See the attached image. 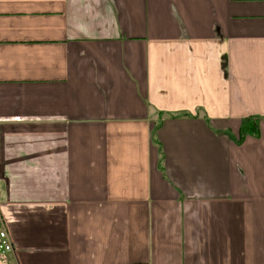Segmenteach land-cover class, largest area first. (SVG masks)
Masks as SVG:
<instances>
[{"label": "crops", "instance_id": "1", "mask_svg": "<svg viewBox=\"0 0 264 264\" xmlns=\"http://www.w3.org/2000/svg\"><path fill=\"white\" fill-rule=\"evenodd\" d=\"M0 230V264H264V0H0Z\"/></svg>", "mask_w": 264, "mask_h": 264}, {"label": "trees", "instance_id": "2", "mask_svg": "<svg viewBox=\"0 0 264 264\" xmlns=\"http://www.w3.org/2000/svg\"><path fill=\"white\" fill-rule=\"evenodd\" d=\"M258 133L257 123L250 118L244 119L239 127L240 139L245 135L250 134L256 136Z\"/></svg>", "mask_w": 264, "mask_h": 264}, {"label": "built area", "instance_id": "3", "mask_svg": "<svg viewBox=\"0 0 264 264\" xmlns=\"http://www.w3.org/2000/svg\"><path fill=\"white\" fill-rule=\"evenodd\" d=\"M12 250V244L7 237V234L4 230H0V253H7Z\"/></svg>", "mask_w": 264, "mask_h": 264}]
</instances>
